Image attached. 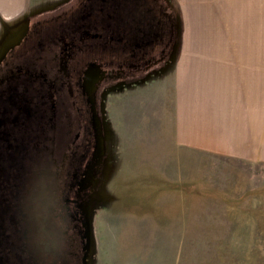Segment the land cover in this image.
I'll return each mask as SVG.
<instances>
[{
    "label": "flooded vegetation",
    "instance_id": "1",
    "mask_svg": "<svg viewBox=\"0 0 264 264\" xmlns=\"http://www.w3.org/2000/svg\"><path fill=\"white\" fill-rule=\"evenodd\" d=\"M147 1L75 0L26 20V33L1 61L0 264H67V254L58 257L60 239L71 244L67 228L82 247L83 211L103 160L105 89L115 75L126 84L175 48L167 0ZM19 26L6 27L1 39ZM81 256L80 248L75 264Z\"/></svg>",
    "mask_w": 264,
    "mask_h": 264
},
{
    "label": "rangeland",
    "instance_id": "2",
    "mask_svg": "<svg viewBox=\"0 0 264 264\" xmlns=\"http://www.w3.org/2000/svg\"><path fill=\"white\" fill-rule=\"evenodd\" d=\"M74 3L42 4L13 26L58 14ZM258 10L264 13V5ZM106 11L113 14L111 8ZM179 42L175 38L172 55L145 72L134 73L128 83H121L122 74L115 75L99 103L105 142L99 175L89 190V264H264V160L251 162L206 152L173 154L162 143L154 147L152 135L142 126L124 124L114 109L118 102L128 109L129 90L173 62ZM263 43L259 40L258 46ZM71 230L67 228L71 244L61 238L64 251L58 255L67 254V264H75L81 248ZM70 250L75 257L68 255ZM31 253L34 259L40 256ZM57 264L65 262L58 259Z\"/></svg>",
    "mask_w": 264,
    "mask_h": 264
},
{
    "label": "crops",
    "instance_id": "3",
    "mask_svg": "<svg viewBox=\"0 0 264 264\" xmlns=\"http://www.w3.org/2000/svg\"><path fill=\"white\" fill-rule=\"evenodd\" d=\"M52 1L0 0V34L4 25L12 27ZM263 5L264 0H171L168 12L180 39L175 59L129 90L128 109L118 102L114 109L122 122L142 126L154 147L162 143L173 154L263 161Z\"/></svg>",
    "mask_w": 264,
    "mask_h": 264
},
{
    "label": "water",
    "instance_id": "4",
    "mask_svg": "<svg viewBox=\"0 0 264 264\" xmlns=\"http://www.w3.org/2000/svg\"><path fill=\"white\" fill-rule=\"evenodd\" d=\"M4 26L3 28H6ZM27 30V24L22 23L16 30H12L8 35H6L3 39H0V63L4 59L5 54L15 45H17L21 38L24 36ZM2 38V37H1ZM85 207L83 211L84 220V240L82 242V256H81V264H89L90 255H91V246H92V228H91V207ZM80 245V244H79Z\"/></svg>",
    "mask_w": 264,
    "mask_h": 264
},
{
    "label": "trees",
    "instance_id": "5",
    "mask_svg": "<svg viewBox=\"0 0 264 264\" xmlns=\"http://www.w3.org/2000/svg\"><path fill=\"white\" fill-rule=\"evenodd\" d=\"M167 2H168V4H169V7H171V0H167ZM140 11H141V10L138 9V7L133 8V12L136 13V14H139ZM141 14H142V13H141Z\"/></svg>",
    "mask_w": 264,
    "mask_h": 264
},
{
    "label": "bare ground",
    "instance_id": "6",
    "mask_svg": "<svg viewBox=\"0 0 264 264\" xmlns=\"http://www.w3.org/2000/svg\"><path fill=\"white\" fill-rule=\"evenodd\" d=\"M26 168H28L27 166H26ZM24 170V169H23ZM28 172V171H27ZM21 200H23V199H21Z\"/></svg>",
    "mask_w": 264,
    "mask_h": 264
}]
</instances>
